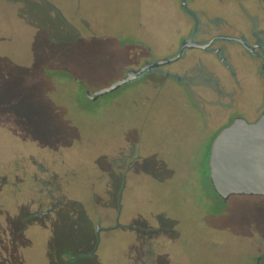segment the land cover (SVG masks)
<instances>
[{"label": "rangeland", "instance_id": "1", "mask_svg": "<svg viewBox=\"0 0 264 264\" xmlns=\"http://www.w3.org/2000/svg\"><path fill=\"white\" fill-rule=\"evenodd\" d=\"M47 1L65 17L0 0V264H126L148 240L161 264H264V197L224 201L210 182L222 109L155 74L87 96L169 51L179 0ZM243 89L230 118L259 101L258 80Z\"/></svg>", "mask_w": 264, "mask_h": 264}, {"label": "flooded vegetation", "instance_id": "2", "mask_svg": "<svg viewBox=\"0 0 264 264\" xmlns=\"http://www.w3.org/2000/svg\"><path fill=\"white\" fill-rule=\"evenodd\" d=\"M43 1L56 14L59 12L64 16L54 3ZM195 1L179 0L180 10L186 15L188 22H183L182 29L174 37L165 55L156 57L150 53L141 67L147 63L177 56L185 44L197 43L201 47L185 48L179 60L156 67L141 76L139 80L151 74L165 76L184 86L190 94L198 95L201 99L204 97L205 105L218 106L223 110H220L223 112L222 115H215L222 118L216 126L219 134L237 117L247 120L250 117L257 121L264 113V0L246 1L249 8L242 3L233 4L229 9L231 17L224 11H209L196 7ZM186 23L188 27L186 32H183ZM224 36L237 40L221 38ZM253 80H258L261 85L259 101L252 104L246 114H238L230 118L231 110L243 95L244 82ZM194 87L199 88L200 91L195 92ZM223 99L229 100L230 103H222L220 100ZM212 115V112L207 115V125L213 119ZM225 123L226 125L223 126ZM59 205L55 204L40 216L56 211L55 207ZM117 222L114 221L115 225L102 231L109 234L123 227ZM155 243L149 240L142 242L140 248L138 247L139 250L126 260V264H161L155 253ZM146 246L153 247L154 252L147 251L145 255ZM258 257L261 260L264 258V253ZM138 259L143 262H138Z\"/></svg>", "mask_w": 264, "mask_h": 264}, {"label": "water", "instance_id": "3", "mask_svg": "<svg viewBox=\"0 0 264 264\" xmlns=\"http://www.w3.org/2000/svg\"><path fill=\"white\" fill-rule=\"evenodd\" d=\"M237 40L232 37H221ZM201 47L190 43L169 59L147 63L139 69L129 70L123 78L101 90L87 92L90 100L113 93L138 81L152 69L180 59L185 48ZM209 177L216 194L224 201L233 196L264 197V113L255 122L243 117L235 118L215 138L209 157Z\"/></svg>", "mask_w": 264, "mask_h": 264}, {"label": "trees", "instance_id": "4", "mask_svg": "<svg viewBox=\"0 0 264 264\" xmlns=\"http://www.w3.org/2000/svg\"><path fill=\"white\" fill-rule=\"evenodd\" d=\"M67 76H69V77H71V78H72V77L74 78V76H71V74H68Z\"/></svg>", "mask_w": 264, "mask_h": 264}]
</instances>
